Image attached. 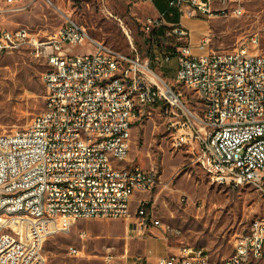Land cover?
Here are the masks:
<instances>
[{
	"label": "built area",
	"instance_id": "obj_1",
	"mask_svg": "<svg viewBox=\"0 0 264 264\" xmlns=\"http://www.w3.org/2000/svg\"><path fill=\"white\" fill-rule=\"evenodd\" d=\"M18 4L22 0H6ZM136 1V0H133ZM153 2V0H148ZM180 16L240 17L242 0H166ZM146 19L148 31L174 41L162 61L177 60L175 81L192 89L199 108H191L181 93L155 83L150 61L135 49L117 52L93 39L87 28L67 19L44 39L27 29H1L0 53L30 47L52 68L45 109L23 129L0 134V264H47L45 241L68 227L65 219H136L132 231L151 224V203L136 194L150 193L160 175L130 160L133 124L162 102L180 117L173 146L196 154L200 165L220 184L250 185L264 195V53L259 39L233 50H214L205 36L195 54L190 31L180 21L169 22L165 11ZM90 43L94 49L72 53ZM250 46L252 48H250ZM109 147V156L100 155ZM123 154L124 164H116ZM167 231L180 237L179 228ZM252 250V257H244ZM70 252L75 249L70 247ZM113 256H105L113 264ZM158 264H212L207 252L182 244L160 256ZM223 264H264V215L234 241Z\"/></svg>",
	"mask_w": 264,
	"mask_h": 264
},
{
	"label": "rangeland",
	"instance_id": "obj_2",
	"mask_svg": "<svg viewBox=\"0 0 264 264\" xmlns=\"http://www.w3.org/2000/svg\"><path fill=\"white\" fill-rule=\"evenodd\" d=\"M155 7L160 9L158 2L148 0H22L12 5L0 0V30L27 28L44 39L67 19L74 20L112 50L129 54L135 49L168 86L181 93L183 101L199 108L196 93L175 81L176 58L161 63L162 53L175 42L161 35L154 37L147 30L146 19L158 14ZM242 7L240 17L203 16L210 21L207 36L211 48L230 51L256 36L264 53V0H242ZM93 49L87 43L70 48V52ZM46 70L47 59L30 47L0 53V134L25 128L45 109L47 93L42 74ZM155 83L164 91L161 80L155 79ZM178 120L180 117L162 101L147 108L131 130L130 160L144 169L154 168L160 175L150 193L136 196L131 212L137 208V198H146L152 216L160 219L162 226L150 224L134 232L132 222L136 219L132 218H59L60 227H69L45 241L47 264H107V255L113 256V264H158V255L182 243L203 248L212 264H223L233 253L236 237L264 215V195L250 185L234 187L216 182L196 154L175 148L173 134ZM167 225L181 230L178 240H166ZM70 247L76 252H70Z\"/></svg>",
	"mask_w": 264,
	"mask_h": 264
},
{
	"label": "crops",
	"instance_id": "obj_3",
	"mask_svg": "<svg viewBox=\"0 0 264 264\" xmlns=\"http://www.w3.org/2000/svg\"><path fill=\"white\" fill-rule=\"evenodd\" d=\"M155 1H157L159 6H160V9L155 7L156 11H165L166 10V8H167V1L166 0H153V2H155ZM172 12L174 13V15H170L171 16L170 22H178V21H180L183 26H185L187 29H189V31H190L189 43L193 47V52L195 54L201 53V50H200V48L198 46L202 42L203 38L205 36H207V33L209 32L210 21L204 19V17L190 18L187 15L180 16L179 13L175 9H172ZM137 195H139V194H136V195L133 196L132 202L136 198ZM137 199L139 200L141 198H137ZM137 205H138V202H137ZM177 238H179V237L171 235L170 233H168V235L166 237V240L167 241L168 240H178ZM182 244L173 247L169 251H165L164 247H161L160 251L161 252L165 251V253H163L161 255H158V257L178 251L179 247ZM158 257H157V259H158Z\"/></svg>",
	"mask_w": 264,
	"mask_h": 264
},
{
	"label": "bare ground",
	"instance_id": "obj_4",
	"mask_svg": "<svg viewBox=\"0 0 264 264\" xmlns=\"http://www.w3.org/2000/svg\"><path fill=\"white\" fill-rule=\"evenodd\" d=\"M50 75H52V68H48V70H46L43 73V76H50ZM157 79L161 80V82L164 84L165 88L167 89L168 86H167L166 81L159 75H158ZM42 81H43L44 85H49V78H42ZM100 155L101 156H109V147L108 146H100ZM116 164H124L123 154H116ZM168 227H170V226H168ZM194 248H196L197 251L205 252V250L203 248H198V247H194ZM244 257H252V250H244Z\"/></svg>",
	"mask_w": 264,
	"mask_h": 264
},
{
	"label": "trees",
	"instance_id": "obj_5",
	"mask_svg": "<svg viewBox=\"0 0 264 264\" xmlns=\"http://www.w3.org/2000/svg\"><path fill=\"white\" fill-rule=\"evenodd\" d=\"M166 11L168 12V13H172V15H174V13L172 12V10H169L168 8H166ZM168 19V21L170 22V19H171V16H170V18H167ZM151 33H152V35L154 36V37H158L159 35H161L162 33H163V30L161 29V30H156V29H154V30H152L151 31Z\"/></svg>",
	"mask_w": 264,
	"mask_h": 264
}]
</instances>
